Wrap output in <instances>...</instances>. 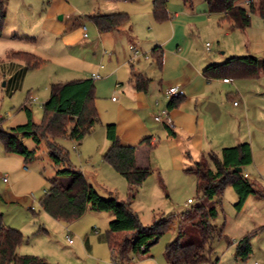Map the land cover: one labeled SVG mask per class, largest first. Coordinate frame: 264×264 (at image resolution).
I'll return each instance as SVG.
<instances>
[{
    "label": "rangeland",
    "instance_id": "obj_1",
    "mask_svg": "<svg viewBox=\"0 0 264 264\" xmlns=\"http://www.w3.org/2000/svg\"><path fill=\"white\" fill-rule=\"evenodd\" d=\"M4 1L7 8L5 31L11 32V35H14V40L4 37L0 40V59H7V53L4 54V50L8 48L12 52L31 53L44 61L39 67L27 71L20 86L11 95L7 94L11 84L9 86L6 84L7 77H2L0 70V126L4 130H9L26 122V113L22 109L24 104L29 106L32 120L39 124L43 115V100L45 96L49 95L50 85L53 82L57 83V79L54 78L58 75L62 76L61 78L64 80L61 81L62 83L70 80L71 77L64 75L69 66L82 63L89 67L93 64L97 65L102 59L104 50L108 55L109 49L105 40L101 42L98 40L96 28L89 19V15L94 10V12L102 10L105 0ZM243 1L238 0L236 4L244 6ZM120 2H125L135 8L131 16L132 21H130L137 31L138 40L145 42L156 38L157 35L160 38L166 37L169 32V23L176 20L175 22L182 28V33L185 36L195 38L198 35L199 38L202 37L203 46L205 42H209L212 52L218 53L224 50V38H216V34L212 31L215 29V23L218 26L225 25V28L229 26V23H219L218 15L212 14L209 21L198 22V32L192 28L182 12L180 17L174 16L176 11L179 12L186 5L185 11L192 9L193 13H202L207 17L204 0H191L190 7L188 3H184V0H166L168 19L162 22L156 21L153 17V0ZM190 12L187 13L190 15ZM59 16H62V19ZM44 20H48L46 25L51 24V28L64 27L65 32L76 28L77 23H80L81 28L85 26L88 38L71 47L61 46L56 39L58 36L48 39L49 36L40 33V25ZM209 23L211 24L209 25ZM50 27L48 26V28ZM248 28L253 35V41L249 40L247 44L255 49L264 47V18L257 13L252 14ZM246 35L247 28L243 31L233 28V33L226 39L234 45L246 41ZM259 37H261V41ZM246 47L248 48V46ZM107 55L104 59L106 67ZM255 56L264 60V50ZM136 57L148 60L151 55L150 52L144 53L139 50ZM8 59H10L9 56ZM103 73L101 71V75ZM260 79L264 82V69ZM108 85L109 83L104 79L95 81L96 108L98 103L106 105L105 96L108 93ZM111 96L116 97L117 95L112 93ZM96 126L98 127L99 123ZM55 141L68 152L69 162L73 167L81 169L84 166L81 162L80 151L83 150L86 142L81 141V144L73 149V142L67 137H59ZM23 144L28 150H35V158L26 166L27 171L21 170L22 157L14 153H7L0 144V196L2 197L0 211L3 224L19 230L23 236V242L18 247L17 253L38 256L48 264H98L100 260L110 263L111 252L106 242V231L112 215L108 212L87 210L79 219L71 223H65L49 216L41 209L40 200L50 186L49 179L56 175V168L47 152L46 141L43 140L37 146L32 139L24 138ZM93 146L96 148L95 144ZM262 156L264 155L256 158L260 163L258 170H255L252 163L246 167V171H250L251 174L248 180L255 183L264 193V175L261 173L264 172V157ZM101 160L99 158V161ZM97 161L96 158V163ZM102 162L109 173L117 175L116 177L121 181V187L119 182L111 181L106 172H103L101 168L98 169L97 165H102L99 162L93 165V170H97L99 175L96 183L93 184L94 189L102 198H109V191H111L113 196L116 195L126 201L127 183L125 179L118 176L112 167L103 160ZM168 167L163 166L160 169H155L138 188L135 198L130 204L131 210L138 215L144 226L168 215L175 216L171 228L151 247L154 250L159 249L165 242L173 240L175 229L180 222H183V217L194 206L205 204L206 201L200 192H196L194 176L185 171L187 168H191L189 163L180 170ZM12 185L14 187L11 189ZM188 198L193 200L192 204H187ZM213 202H216V199ZM236 202L237 196L233 188L226 187L220 203H216L217 216L212 223L216 225L218 232L213 240L206 245L210 259L205 264H254L255 262L264 264V201L251 195L250 200L244 203L240 210L235 208ZM185 227L186 235L182 239V243L197 242L200 239L198 230L189 223H185ZM220 230L222 235L227 236L231 244H228L225 237L219 236ZM245 235H249L252 252L246 261H239L235 259L234 255L235 243ZM67 236L72 240L71 242ZM131 257L129 262L122 264H151L148 261H154L155 258L153 256L148 259L141 255H132Z\"/></svg>",
    "mask_w": 264,
    "mask_h": 264
},
{
    "label": "crops",
    "instance_id": "obj_2",
    "mask_svg": "<svg viewBox=\"0 0 264 264\" xmlns=\"http://www.w3.org/2000/svg\"><path fill=\"white\" fill-rule=\"evenodd\" d=\"M104 2L105 5L102 6V10L96 12L94 10L89 15L90 20L91 16L96 14L113 13H126L129 20L121 27L109 32L99 33L96 29L98 40L100 42L105 40L109 49L108 55L104 50L99 64H93L89 67L82 63L72 67L69 66L65 71L64 75L71 77L70 80L92 79L94 86L95 81L100 79H104L105 82L109 83L108 93L105 96L106 105L96 104L98 122L81 140L86 142L85 147L80 151L82 157V161H80L84 166L81 169L76 167L74 169L81 171L86 181L94 188L93 184L96 183L99 175L96 172L97 170H93V165L100 162L102 165H97L98 169L101 168L103 172H106L111 181L119 182L121 187V181L116 177L117 175L114 176L109 173L101 160L102 155L110 146V142L105 135L104 126L113 124L120 143L124 146L135 147L137 167L150 168L152 173L155 169H160L163 166L180 170L189 163L191 167H194V163L202 155L213 153L219 156L223 148L233 147L241 143L250 144L252 163L255 170H258L260 163L256 158L264 155V82L260 79L262 72L259 78L255 80L231 78L221 74L223 71L220 70H216L209 77H205L203 74L206 67L221 64L230 57L255 56V54L263 51L264 47L255 49L247 44L249 40L253 41L250 28H247L246 41L232 45L226 38H229L233 33V27L229 24L225 28V25L218 26L215 23L216 26L212 33L216 34V38H224L225 40L224 50L218 53L212 52L209 42H205L203 46L204 40L202 37L199 38L198 35L195 38L185 36L182 33V28L175 22L176 20L169 23V32L166 37L160 38L157 35L156 38L143 42L138 40L137 31L131 23V16L135 8L120 1ZM184 3H188L189 7L191 6V0L189 2L184 1ZM185 6L179 12L176 11L174 16L180 17L182 12L192 28L198 32L197 23L203 20L209 21L212 14L208 13L207 5V17L202 13H193L192 9L191 12L185 11ZM5 9H7L6 3ZM187 12H190V15ZM216 15H218L217 18L220 17L219 14ZM59 17L62 19V16ZM47 21L44 20L40 25V33L49 36L48 39L58 36L56 39L61 46L71 47L88 38L83 36L85 26L81 28L80 23H77L76 28L65 32L62 26L51 28V24L46 25ZM195 21L197 22L195 23ZM5 26L0 40L3 37L14 40V35H11V32L9 33L7 30L5 31ZM259 38L261 41V37ZM207 43L210 45L209 50L206 49ZM132 46L144 53L151 52L156 47L159 48L162 53L161 67L157 66L152 56L148 60L137 57L132 59ZM6 49L4 54H8H6L7 59H0V70L2 77H7L6 84L8 86L11 84L10 89H12L15 82L11 79V76L20 71L21 64L18 61L8 59L12 51ZM106 55L107 61L105 64H107V67L104 65ZM101 71L104 72L102 75ZM93 74L98 75V77L93 78ZM134 74H139L143 79L148 80L144 89L135 88ZM61 77L58 75L54 79H57V83H62L61 81L64 80ZM225 79H228V81H224ZM170 86H179L183 90V95L178 98L167 99L164 96V91ZM112 93L117 96H111ZM48 98L49 95L45 96L43 103ZM235 102H237V105L234 104ZM162 110L167 111L170 123L155 119V116L161 115ZM98 123L99 126L97 127ZM81 141H72L73 149H76ZM94 144L96 148H94ZM99 158L101 161H99ZM26 166L23 162L21 170L27 171ZM246 167L244 173L247 174L248 179L251 174L250 171H246ZM261 173L264 175V172ZM118 176L120 175L118 174ZM57 179L63 184L69 182L66 177H58ZM127 189L126 185V199ZM109 194H112V192L109 191ZM114 196L119 201H125L116 195ZM250 198L251 196L246 199L245 203ZM262 199L264 201V198ZM192 203L193 200L187 204ZM172 229L174 228L172 227ZM168 242L162 244L157 250L150 248L151 251L149 250L147 255L143 257L149 259L154 256V261H148L151 264H168L162 253ZM132 255L135 254H130L129 260ZM143 257L141 259H144ZM98 264H111V262L107 263L106 260H100Z\"/></svg>",
    "mask_w": 264,
    "mask_h": 264
},
{
    "label": "trees",
    "instance_id": "obj_3",
    "mask_svg": "<svg viewBox=\"0 0 264 264\" xmlns=\"http://www.w3.org/2000/svg\"><path fill=\"white\" fill-rule=\"evenodd\" d=\"M129 1L135 0H105ZM189 2L190 0H184ZM238 0H205L208 13L219 14V23L227 22L233 28L245 30L250 26L251 15L257 13L264 18V0H251L247 7L237 5ZM166 0H153L152 14L156 21L168 19ZM91 20L99 33L115 30L128 22L126 13L96 14ZM6 21L5 1L0 0V36ZM150 55L161 67L162 53L159 48L151 50ZM9 58L18 61L20 71L13 74L15 82L11 95L20 84L28 70L39 67L44 61L28 52H11ZM264 69V60L248 55L230 57L218 65H210L203 70L209 77L216 70L231 78L257 79ZM135 88L144 89L148 82L141 75L134 74ZM12 86V85H11ZM94 82L92 79H75L50 85L48 100L42 104V120L39 124L32 120L31 111L26 104L22 109L26 113L25 123L16 125L9 130L0 126V144L7 153H14L23 158L28 165L35 158V150H28L24 138H30L38 146L46 141L47 152L56 168V177L49 179V188L40 200L41 209L49 216L65 223L79 219L87 210L108 212L112 215L106 231V242L111 252V264H122L129 261L130 254L147 255L150 248L171 228L174 215H168L144 226L138 215L130 208L137 189L151 175L150 168L137 167L135 162V147L120 143L113 124H106L105 135L110 142L108 150L102 155V160L123 177L127 183V199L119 201L110 194L102 198L86 181L79 170L70 164L68 152L56 143L59 137H67L80 142L91 128L98 122V112L95 106ZM252 163V151L249 143H241L233 147L223 148L220 155L213 153L202 155L194 163V167L185 171L194 176L196 192L202 194L205 204L194 206L183 217V222L177 225L175 237L169 241L163 251L168 264H205L209 254L206 245L217 235L218 229L212 223L217 216L216 203H220L226 187H232L237 202L235 208L240 210L246 199L253 195L264 198V193L243 176L244 168ZM240 167L241 171H237ZM66 177L67 184L57 178ZM216 199V202H213ZM1 203V196H0ZM185 223L194 226L200 239L197 242L182 243L186 235ZM219 235V234H218ZM228 240L227 236L220 235ZM23 242L21 232L7 227L2 222L0 211V264H48L43 258L32 255H19L18 247ZM252 252L249 235L243 236L235 243V259L246 261Z\"/></svg>",
    "mask_w": 264,
    "mask_h": 264
},
{
    "label": "built area",
    "instance_id": "obj_4",
    "mask_svg": "<svg viewBox=\"0 0 264 264\" xmlns=\"http://www.w3.org/2000/svg\"><path fill=\"white\" fill-rule=\"evenodd\" d=\"M251 0H244L243 1V5L244 6H248L250 4ZM84 33H83V36L86 37L87 36V33H86V29L84 28ZM206 49L209 50L210 49V45L207 43L206 45ZM131 51H132V54H131V58H135L138 54V50L136 47H131ZM93 78H97L98 75L96 74H93L92 75ZM224 81H228V79H225ZM183 95V90L179 87V86H170L168 87L165 91H164V96L167 98V99H173V98H178V97H181ZM115 99V98H113ZM236 104V102L234 103ZM155 119L157 121H163L165 120L167 123H170V120L168 118V115H167V111L166 110H162L161 111V115H157L155 116ZM244 177L247 178V174L244 173L243 174ZM4 181L6 180L5 178L3 179ZM192 202L191 199H188L187 203H190ZM69 242H71L72 240L67 236ZM257 264V263H256Z\"/></svg>",
    "mask_w": 264,
    "mask_h": 264
},
{
    "label": "water",
    "instance_id": "obj_5",
    "mask_svg": "<svg viewBox=\"0 0 264 264\" xmlns=\"http://www.w3.org/2000/svg\"><path fill=\"white\" fill-rule=\"evenodd\" d=\"M59 18H61V17H59ZM237 171H241V168H240V167H238V168H237Z\"/></svg>",
    "mask_w": 264,
    "mask_h": 264
}]
</instances>
